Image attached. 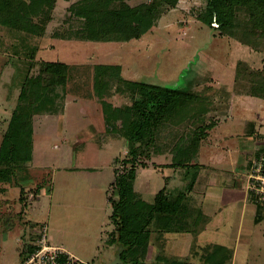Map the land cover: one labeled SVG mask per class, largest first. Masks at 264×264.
I'll return each instance as SVG.
<instances>
[{
  "label": "rangeland",
  "instance_id": "rangeland-1",
  "mask_svg": "<svg viewBox=\"0 0 264 264\" xmlns=\"http://www.w3.org/2000/svg\"><path fill=\"white\" fill-rule=\"evenodd\" d=\"M79 1L56 0L44 32L38 36L0 26V144L24 80L38 75L41 63L57 61L68 66L65 85L43 84V95L29 109L30 161L15 169L10 183H0V264H19L20 253L42 225L49 244L64 246L83 261L114 257L109 251L116 252L119 246L113 241L116 226L111 221V202L118 200L116 180L125 169L127 152L126 140L113 132L105 118L112 109L123 111L133 102L135 89L128 83L183 89L184 94L202 100L188 106L192 109L205 108V100L212 95L232 102L229 121L210 135L212 146L199 145L201 140L192 132L194 123L187 131H175L170 124L160 126L149 157L140 160L146 167H136L132 192L144 201H153L165 189L188 186L194 173L171 166L174 146L188 150L183 155L188 168L201 166L208 158L213 167L221 168L227 156L228 129L237 131L245 123H257L264 136V100L244 95L254 82L257 91H264V45L258 50L248 48L198 21L203 0H179L147 33L128 42L79 38L90 32L98 35L102 29L96 21L71 13L70 6ZM145 1L127 3L134 7ZM239 62L247 65L238 67ZM97 66H117L120 72H103ZM247 68L261 76H249ZM222 118L217 117L216 122L222 123ZM256 151H264V146ZM231 153L237 161L233 146ZM200 174L208 177L211 170H200ZM168 217L159 219L149 234L150 239L157 238L160 251L164 245L155 226L169 228L173 217ZM183 217L179 216L182 223L186 222ZM115 218L116 222L118 216ZM175 226L186 229L185 225ZM176 238L167 241L168 254L189 252L191 248L185 252L188 246L178 242L187 237ZM252 240L249 257L242 264H264V224L255 228ZM193 259L208 264L202 257ZM186 261L190 263V258Z\"/></svg>",
  "mask_w": 264,
  "mask_h": 264
},
{
  "label": "trees",
  "instance_id": "trees-1",
  "mask_svg": "<svg viewBox=\"0 0 264 264\" xmlns=\"http://www.w3.org/2000/svg\"><path fill=\"white\" fill-rule=\"evenodd\" d=\"M127 1L80 0L73 3L69 8L71 13L96 21L97 26L102 28L98 35L90 32L87 36L82 34L79 38L101 42L137 40L153 28L163 13L169 8H174L179 0H148L134 7ZM203 1L204 6L197 14L198 21L217 31L218 35L235 39L248 48L258 50L264 45V0ZM55 3L56 0H0V26L28 36H38L44 32ZM34 17L39 18V22H33ZM245 65L247 64L239 62L238 67ZM39 68L38 75L24 80L17 105L0 144V183H10L15 169L31 159L32 120L29 109L43 95V84L51 86L66 83L68 66L65 63L57 61L41 63ZM97 70L111 74L120 72L117 66H97ZM252 72L248 69L247 73L251 77L261 76V73ZM253 84L245 88L244 95L264 100V91L258 92L255 82ZM127 86L135 89L133 102L130 106H125L123 111L112 109V114H107L105 119L111 123L113 132L126 140L127 152L126 160L123 162L125 169L116 180L118 200L111 202L113 212L111 221L116 226L113 241L116 240L117 245L133 257L137 246L154 231L152 226L166 216H169V219L173 217V220L168 223L169 228L167 225L155 226L158 236L186 230L196 231L194 228L196 226L192 227L193 221L190 222L189 216L193 217L196 207L192 189L199 167L195 164L188 168V164L183 163V155L188 153L186 148L174 146L171 166L186 168V173L193 171L187 187L165 189L156 194L151 202L142 200L138 194L132 192L136 167L138 164L141 168L146 167L140 160L149 157L150 148L153 143L155 144L157 130L163 124H170L175 131L178 129L187 131L194 123L193 134L197 133V137L203 140L208 129L217 123L216 118L228 114L231 103L225 98H219L218 95H212L210 99L205 100V108L192 109L188 106L202 100L192 94H184L183 89L145 83H128ZM120 112L123 115L118 117L117 114ZM183 215L186 218L183 217L182 220L186 222L182 223L179 216ZM116 216L118 220L115 222ZM175 225H185L186 229ZM33 243L34 237L20 253L21 259L34 249ZM229 260L228 249L219 246L211 248L206 258L208 264H227ZM173 264L178 262L175 261Z\"/></svg>",
  "mask_w": 264,
  "mask_h": 264
},
{
  "label": "crops",
  "instance_id": "crops-1",
  "mask_svg": "<svg viewBox=\"0 0 264 264\" xmlns=\"http://www.w3.org/2000/svg\"><path fill=\"white\" fill-rule=\"evenodd\" d=\"M230 110L225 117H221L222 123L220 121V124L216 123L209 133L207 132L206 138L199 142V145L200 143L213 145L210 135L219 128L218 125L229 121L232 116ZM261 127V124L245 123L244 127L237 131L228 129L225 134L227 145L224 146L227 156L223 165L220 166L221 168L213 167L211 158L204 159L202 165H198L199 171L192 190V197L196 203L192 214V227L196 226L194 227L196 228L195 232L186 230L163 235L160 237L162 239V244H160L164 245L162 251L157 249L159 247L157 238L150 239V235L137 246L133 257L126 254L125 250L119 246L118 252L109 251V253H113L112 259L100 256L96 262L90 259V263L69 252L64 246L61 247L85 264H113L115 260L118 262L115 261V264H173L175 261L178 264H197L193 257L196 256L197 260L202 257L205 261L208 256L207 248L216 246L228 249L230 260L227 264L246 262L253 245L252 238L255 228L264 224V206H258L252 200L247 191L246 177L250 158L257 153L256 149H261V146H264V136L260 132ZM232 146L237 149V161L233 159ZM164 165L169 166L168 163ZM207 169L211 170L208 177L200 174V170ZM182 234L187 239L178 242L181 246L184 244L188 246L185 252L191 248L189 252L183 253V255L171 252L168 254L166 251L167 241L169 242L173 238L177 239L176 235L182 236ZM199 237L203 238L200 244L197 243ZM98 252L97 255L100 254V251ZM175 258L178 259L175 260ZM187 258H190V263L186 261Z\"/></svg>",
  "mask_w": 264,
  "mask_h": 264
},
{
  "label": "built area",
  "instance_id": "built-area-1",
  "mask_svg": "<svg viewBox=\"0 0 264 264\" xmlns=\"http://www.w3.org/2000/svg\"><path fill=\"white\" fill-rule=\"evenodd\" d=\"M247 171V191L256 205L264 206V151L254 155ZM33 246L19 264H85L63 247L49 244L44 225L34 237Z\"/></svg>",
  "mask_w": 264,
  "mask_h": 264
},
{
  "label": "water",
  "instance_id": "water-1",
  "mask_svg": "<svg viewBox=\"0 0 264 264\" xmlns=\"http://www.w3.org/2000/svg\"><path fill=\"white\" fill-rule=\"evenodd\" d=\"M118 263V262H117Z\"/></svg>",
  "mask_w": 264,
  "mask_h": 264
}]
</instances>
